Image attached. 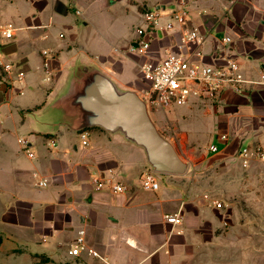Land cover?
<instances>
[{
	"label": "crops",
	"instance_id": "1",
	"mask_svg": "<svg viewBox=\"0 0 264 264\" xmlns=\"http://www.w3.org/2000/svg\"><path fill=\"white\" fill-rule=\"evenodd\" d=\"M145 8L160 11L163 31L143 57L129 49ZM174 10L172 0H0V24L17 23L0 53L26 72L22 93L0 83V264H101L86 253L68 254L80 231L88 246L116 264H264V161L245 167L239 154L246 143L264 147V84L241 95L224 92L213 110L196 100L191 115L179 119L184 132L163 116L167 137L157 128L183 160L204 150L194 128H218L216 135L227 141L211 143L207 153L221 155L213 166L228 165L231 173L193 175L185 161L184 175L159 173L157 191L142 188L150 166L145 151L121 132L85 126V113L72 103L94 73L120 92L142 96L148 89L142 64L175 49L182 30L192 27L206 37V63L229 55L248 78L260 80L264 0H188L185 26L173 21ZM169 22L175 26L166 31ZM225 37L232 42L223 45ZM51 139L56 147H49ZM213 145L218 152L210 151ZM199 159L195 166L203 167L207 161ZM34 173L49 185L39 187ZM95 179H111L127 191L97 189ZM178 211L180 225L164 219Z\"/></svg>",
	"mask_w": 264,
	"mask_h": 264
},
{
	"label": "built area",
	"instance_id": "2",
	"mask_svg": "<svg viewBox=\"0 0 264 264\" xmlns=\"http://www.w3.org/2000/svg\"><path fill=\"white\" fill-rule=\"evenodd\" d=\"M175 10L172 13L173 21L181 26H185L188 20L187 5L188 0H172ZM76 13L81 12L76 10ZM161 16L159 10L145 8L142 17L144 26L136 29V39L130 46L129 51L143 57L149 56L152 42L158 33H162L160 27ZM174 22H169L164 29L170 31L174 29ZM17 28L11 23L0 24V46L4 42L11 41L15 37ZM206 42V37L196 27L184 28L180 38L175 44V49L167 47L164 49V56L161 58L148 59L141 66V74L148 89L143 93L142 98L147 103L149 109L166 110L174 106H186L196 100L219 101L226 91L235 94H244L250 85L264 84V71L260 80L248 78L237 59L229 55L218 57L217 63H206L204 61L205 52L202 47ZM223 45L230 44L232 39L225 37L222 39ZM47 55V52H44ZM45 80L51 82L53 72L49 68L48 61L44 63ZM26 72L18 64L5 60L0 53V83L12 88L15 83L23 85ZM20 89V88H17ZM22 93V90H19ZM88 133L82 132L81 138L84 146L88 145ZM222 141H227V136H221ZM24 151L30 158H35L31 152L29 142L23 140ZM57 146V140L51 139L49 147ZM213 153L218 152V147H210ZM240 158L243 166L247 167L252 160L264 161V147L261 145H246L241 148ZM159 173L151 166L146 168L141 175L142 188L146 191H157L160 187ZM39 187H47L49 180L43 178L38 180V174L34 173ZM104 179V178H103ZM95 179L97 189L108 187L113 193H123L127 187L121 183H115L111 179ZM217 208H222L219 201L214 202ZM164 219L172 225H180L183 222L181 211L174 214H167ZM86 253L88 256L98 260L101 264H116L109 257L102 255L96 249L86 243L85 231H80L75 243L71 246L68 254L78 257Z\"/></svg>",
	"mask_w": 264,
	"mask_h": 264
},
{
	"label": "water",
	"instance_id": "3",
	"mask_svg": "<svg viewBox=\"0 0 264 264\" xmlns=\"http://www.w3.org/2000/svg\"><path fill=\"white\" fill-rule=\"evenodd\" d=\"M72 103L85 113V126L99 127L110 133L121 132L142 148L149 165L157 173H187V162L160 133L142 96L135 92H120L109 78L94 73L74 95Z\"/></svg>",
	"mask_w": 264,
	"mask_h": 264
},
{
	"label": "rangeland",
	"instance_id": "4",
	"mask_svg": "<svg viewBox=\"0 0 264 264\" xmlns=\"http://www.w3.org/2000/svg\"><path fill=\"white\" fill-rule=\"evenodd\" d=\"M4 23H11V24H13L14 27H17V23H15L14 20H4ZM144 25H145V22L143 20V22L141 23V26H144ZM138 27H140V26L135 27V31ZM17 88H19V84L15 83V87L13 89L16 90ZM202 102H203V107L205 106V108H208L209 110H213V108L217 105L216 103H218L219 101L203 100ZM190 105L191 104L186 105V106H174V107L166 109L165 112L162 111L161 113L159 111H156L155 109H149V115H150L152 121L155 123V125L159 127L161 132L164 131V129H163L164 128V122L168 121L166 119V117H163V116H168V118L170 120L169 122H171V125H170L171 128L179 127L181 129V131L184 132L187 130L183 125H180L179 119L182 115H185V114L191 115L190 110H192V109H191ZM209 121H211V120H209ZM206 124H208V120H206ZM213 125H214V123H213ZM208 126H205V128H204V124H200V126L193 129L194 132L192 135L196 137V134H197L199 146L202 147L204 150L201 151V154L189 156L187 158V160H184V161L189 162L190 173L193 175H196V174H198V175H216V174L228 175L229 173H231L230 172L231 168L228 165L220 166V165H218V163H215L216 166H213L215 160L220 159L221 155H212L210 153H207L208 146L211 143L212 144L216 143L218 145L220 143L219 140L221 139V136H223L220 134L216 135L219 131L218 128H216V127L209 128ZM163 133H165L164 134L165 136L168 135L167 131H164ZM245 145H249V144L246 143ZM199 158H205L207 161V163L203 167L202 166H199V167L195 166V164L198 162V160H200ZM207 185H210V184L207 183Z\"/></svg>",
	"mask_w": 264,
	"mask_h": 264
}]
</instances>
